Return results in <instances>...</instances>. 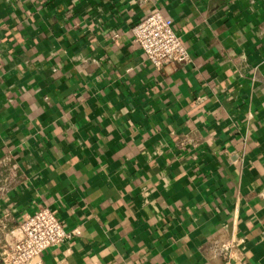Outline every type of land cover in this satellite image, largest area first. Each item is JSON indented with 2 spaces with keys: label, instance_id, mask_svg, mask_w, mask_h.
Returning <instances> with one entry per match:
<instances>
[{
  "label": "crops",
  "instance_id": "crops-1",
  "mask_svg": "<svg viewBox=\"0 0 264 264\" xmlns=\"http://www.w3.org/2000/svg\"><path fill=\"white\" fill-rule=\"evenodd\" d=\"M153 11L189 62L133 42ZM4 158L6 228L46 207L78 233L42 264H223L231 238L264 264V0H0Z\"/></svg>",
  "mask_w": 264,
  "mask_h": 264
},
{
  "label": "built area",
  "instance_id": "built-area-1",
  "mask_svg": "<svg viewBox=\"0 0 264 264\" xmlns=\"http://www.w3.org/2000/svg\"><path fill=\"white\" fill-rule=\"evenodd\" d=\"M133 42L146 60L156 69L189 62V54L170 25L157 12L144 15L132 28ZM7 176L0 177V192L11 190L15 185V165L10 158L0 161ZM78 234L76 230L66 232L63 223L48 208L39 207L11 228H6L0 219V264H42V253L59 247ZM243 238L215 241L209 251L223 264H232L236 250L243 245ZM60 264H65L61 261Z\"/></svg>",
  "mask_w": 264,
  "mask_h": 264
}]
</instances>
